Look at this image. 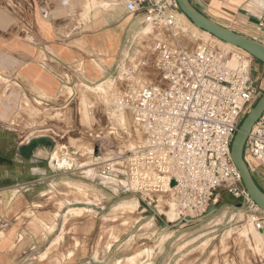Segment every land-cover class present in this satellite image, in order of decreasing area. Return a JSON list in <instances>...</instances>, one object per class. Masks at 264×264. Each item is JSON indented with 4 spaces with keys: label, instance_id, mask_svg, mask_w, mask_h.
Instances as JSON below:
<instances>
[{
    "label": "crops",
    "instance_id": "1",
    "mask_svg": "<svg viewBox=\"0 0 264 264\" xmlns=\"http://www.w3.org/2000/svg\"><path fill=\"white\" fill-rule=\"evenodd\" d=\"M191 1L219 23L264 42V0ZM126 2L0 0V264H111L113 248L112 264H144L137 259L132 263L142 251L128 253L132 246L126 243L137 237L139 219L128 229L121 223L106 225L114 222L109 212L116 196L133 192L151 209L152 217L159 211H175L167 198L135 193L127 184L123 159L103 163L91 151L92 167L81 172L98 184H89L75 175L85 163L61 156L53 150L52 139L16 128L30 121L18 118L26 104H58L65 88L72 94L79 82L95 84L115 74L126 43L139 26ZM254 68L256 76H264V65ZM96 88L110 91L103 82ZM82 102L87 120L89 107L85 98ZM63 168L73 170L55 173ZM254 176L264 184L263 168L258 167ZM128 233L131 236L120 241ZM261 234L264 238V230Z\"/></svg>",
    "mask_w": 264,
    "mask_h": 264
},
{
    "label": "built area",
    "instance_id": "2",
    "mask_svg": "<svg viewBox=\"0 0 264 264\" xmlns=\"http://www.w3.org/2000/svg\"><path fill=\"white\" fill-rule=\"evenodd\" d=\"M126 7L156 32L129 39L113 75L123 85L120 102L144 133L142 144L116 157L126 161L128 186L167 198L183 218L205 216L223 191L259 209L231 158L242 120L264 93L253 56L214 38L188 48L193 30L180 21L176 0H127ZM245 158L253 174L264 170V115L248 134Z\"/></svg>",
    "mask_w": 264,
    "mask_h": 264
},
{
    "label": "rangeland",
    "instance_id": "3",
    "mask_svg": "<svg viewBox=\"0 0 264 264\" xmlns=\"http://www.w3.org/2000/svg\"><path fill=\"white\" fill-rule=\"evenodd\" d=\"M180 13H182L181 10ZM179 19L193 30V34L188 33L185 38L188 48L194 49L197 42L211 39L204 32L194 28L181 14ZM150 35L155 36L156 32L149 27L138 26V39L146 40L145 38ZM257 63L261 62L253 57V66ZM261 77L264 85V76ZM101 82L104 88L110 90L108 93L96 88ZM122 86L119 80L114 79V76L95 84L79 82L75 89L73 88L72 94L69 88L62 91L58 104L40 106L26 104V107L20 109L18 118H26L30 121L16 128L25 134L52 139L53 144H56L53 150L58 149L61 156L68 157L73 163L78 165L85 163L87 166L89 164L88 167L83 165V168L81 167L75 175L80 176L79 180L97 185L98 180L92 182L87 178L90 174L81 172L92 167L91 151H95L93 156L96 160L106 163L109 158H112L111 162H116L121 160L116 158L118 150L125 151L126 155L143 140L141 135L143 133L136 128L131 111L125 108L126 120L123 121L118 111L120 106L111 102L113 95L115 97L117 94L115 91L120 92ZM84 98L89 107L87 120L83 119ZM107 130L113 133L108 134ZM77 150L79 152L76 154ZM71 170L73 168H63L56 170L55 173L60 175ZM261 186L264 189V184ZM119 193L116 196L118 197L116 205L110 208L109 212L111 214L109 218L114 222H107L106 225L117 227L121 223L123 229H128L134 225L136 219H139L134 228L137 230V237H130L131 233H128L120 239L124 241L130 237L126 242L129 247L132 246L128 253L142 251L137 255L139 263L264 264V248H260L252 238V233L258 230L262 233L264 230L257 224V219L262 216L260 212L262 210L256 209L251 203L234 197L227 191L220 193L217 196L218 199L212 202L214 210L211 213L191 219L188 217L181 219L182 217H179L174 210L159 211L160 214L152 217L151 209L142 201H137L136 194L124 191ZM162 213L173 221H168ZM251 228L254 229L251 230ZM249 231L250 234H247L245 238L244 234ZM247 237L252 238L253 241ZM251 242H254V248ZM258 249L260 252L257 251ZM113 256H116L115 248L110 251L111 264L115 259ZM129 260L127 258V261Z\"/></svg>",
    "mask_w": 264,
    "mask_h": 264
},
{
    "label": "water",
    "instance_id": "4",
    "mask_svg": "<svg viewBox=\"0 0 264 264\" xmlns=\"http://www.w3.org/2000/svg\"><path fill=\"white\" fill-rule=\"evenodd\" d=\"M180 10L199 28L215 37L246 50L264 64V42L219 23L198 9L191 0H176ZM264 115V93L249 109L236 132L231 145V158L240 172L242 182L251 200L264 212V189L255 179L245 158V146L249 132ZM72 167V165H70ZM214 208V207H213ZM210 208L207 213L214 209Z\"/></svg>",
    "mask_w": 264,
    "mask_h": 264
},
{
    "label": "bare ground",
    "instance_id": "5",
    "mask_svg": "<svg viewBox=\"0 0 264 264\" xmlns=\"http://www.w3.org/2000/svg\"><path fill=\"white\" fill-rule=\"evenodd\" d=\"M183 17H185V19L187 20V21H189V23L194 27V28H196V29H198V30H200V31H202V32H204V34L206 35H208V36H210V38H214V39H216L217 41H219L220 43H222V44H224V45H226V46H228V47H231V48H234V49H237V50H239V51H241V52H244V53H248L246 50H244V49H242V48H240V47H238V46H235V45H233V44H231V43H228V42H225V41H223V40H221V39H219V38H217V37H215L214 35H212L210 32H208V31H206V30H203V29H201V28H199L198 26H196L192 21H190L189 20V18L184 14V13H180ZM199 35V34H198ZM201 36V35H200ZM204 41V40H203ZM152 75V73L150 74V76ZM112 92V91H111ZM117 92H118V90H117ZM116 91H115V93H117ZM108 98V97H107ZM107 100V99H106ZM111 102H113V103H115V104H118V106H120L119 108L120 109H122V111L124 110V111H126V109H127V107H126V105L124 104V103H121L120 102V100H119V98H118V94H115V97H114V95H113V97H112V101ZM126 108V109H125ZM120 109L118 110L119 111V113H120V117H121V120H123V121H125L126 120V116H125V113L123 114V112L122 111H120ZM114 113H115V111H114ZM127 124V123H126ZM111 132H113V131H111ZM142 133V132H141ZM143 139H144V135H143ZM217 196L218 195H216V196H214V198H213V201L215 200V199H218L217 198ZM214 206H212V208H213ZM251 227H252V225H251ZM250 228V227H249ZM254 228H251V230H253ZM249 230V229H248ZM253 232H255V231H253ZM242 233V232H241ZM244 233V232H243ZM247 234H250V231L248 232V233H246V234H244V236H245V238H246V235ZM231 236V235H230ZM250 237H251V235H250ZM250 237H247L248 239H251L252 241H253V239H254V241H255V243L258 245V246H260V248L262 247V248H264V238H263V236H262V234L259 232V230L258 231H256V233H252V238H250ZM231 238V237H230ZM242 240H244V238L242 239ZM225 241V240H224ZM246 241V240H245ZM247 241H249V240H247ZM246 241V242H247ZM250 242V241H249ZM248 242V243H249ZM247 243V244H248ZM253 243L254 242H251V244L253 245ZM246 244V245H247ZM249 247V246H248ZM252 248H254V245L252 246ZM253 251V250H252ZM257 251H259L260 252V250L258 249ZM264 252V251H263ZM263 252H261V253H263ZM259 256V255H258ZM132 257V256H131ZM130 257V258H131ZM139 257V256H138ZM263 257V256H262ZM137 257L135 256V257H132L131 258V261H132V263H135L137 260ZM263 260V259H262ZM138 262V261H137Z\"/></svg>",
    "mask_w": 264,
    "mask_h": 264
}]
</instances>
